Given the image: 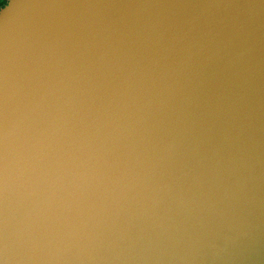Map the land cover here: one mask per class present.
<instances>
[{
  "label": "water",
  "instance_id": "water-1",
  "mask_svg": "<svg viewBox=\"0 0 264 264\" xmlns=\"http://www.w3.org/2000/svg\"><path fill=\"white\" fill-rule=\"evenodd\" d=\"M0 264H264V0H7Z\"/></svg>",
  "mask_w": 264,
  "mask_h": 264
},
{
  "label": "trees",
  "instance_id": "trees-1",
  "mask_svg": "<svg viewBox=\"0 0 264 264\" xmlns=\"http://www.w3.org/2000/svg\"><path fill=\"white\" fill-rule=\"evenodd\" d=\"M7 3V0H0V9L5 6V4Z\"/></svg>",
  "mask_w": 264,
  "mask_h": 264
}]
</instances>
